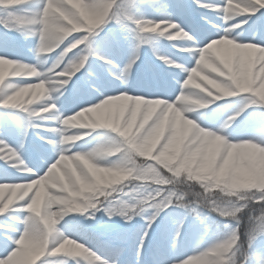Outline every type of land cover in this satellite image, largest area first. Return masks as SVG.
<instances>
[{
    "label": "snow or ice",
    "instance_id": "1",
    "mask_svg": "<svg viewBox=\"0 0 264 264\" xmlns=\"http://www.w3.org/2000/svg\"><path fill=\"white\" fill-rule=\"evenodd\" d=\"M33 2L34 0H24L22 3L7 4V6H5L3 2H0V9H10L12 6H21ZM235 2L236 0H233V3ZM262 2H264V0H262ZM49 3L50 0H40V6L31 13L32 18H46L49 14L47 11ZM192 3L198 8L217 12L218 15H221L224 25L223 27L214 26L217 28V31L204 38L203 43L205 46L192 52L194 67L190 70L181 65L175 64L170 60H164V63L167 66L177 68L180 72L185 74L186 78L182 81H180L179 77L176 78L177 83L182 84L181 94L190 90L185 83L186 81L188 84H192L194 82V77L207 75L201 71L202 57H212L215 61L214 67L223 69L224 64L228 62V56L223 51L226 43L234 46L252 45L254 47L264 49V46H259L264 44V24L252 29V38L255 40L254 43L236 42L234 29H241V24H232L234 17H240L245 14L251 15L254 14L257 9H264V7H261L260 4L249 3L248 0H240V6L249 8V11L242 15L230 16L226 15V13L230 11L229 0H224V3L221 5H209L202 3V0H192ZM80 4L81 7L88 12L101 13L100 25L98 27L95 29H87L85 31L77 32L68 39L64 40L63 43H60L55 51L46 55L48 61L46 70L38 72V75L31 76L37 78L36 80L10 86L9 91L7 92L3 90V86L8 80L6 81L4 78L3 82L0 83V109L19 110L18 112L5 111L3 114H0V128L15 132V134L20 138L18 151L21 153L26 147L25 141L28 132L38 127H42V121L51 117L55 120L57 125L60 126V121L64 118L62 119L61 115L57 113L56 102L59 101L61 97L65 96L70 88L74 92V106L81 107V110L75 114L81 113L82 110H87L93 114H99L101 116L111 115L112 113L129 115L130 110L135 111L136 120L131 123V125H129L128 121L125 119H121L120 121L124 128L130 127L132 129V132L134 133L132 138L148 129H151L155 121H163L165 119L164 114L149 113L142 110L140 101L128 99L129 94H127L126 89L120 94L110 95L103 92V89L93 85V80L96 79V77H94L90 71V66L93 62L92 58L95 57V60L100 61L102 57L96 54V51L92 46L93 40L91 38L96 34L95 30L100 29L101 25H104L106 22H114L119 26V28L114 30L111 35L105 36L102 41V43H104L107 47H110L113 44L118 45L121 40L131 39L135 41V49L138 51L142 45H151L153 40L158 37H164L170 41L176 40L177 38H175V35H173V33L169 30L172 29L178 32L180 29L177 24L171 22V12L173 9H180L183 7L181 0H153L151 5L138 3V0H80ZM145 6L157 9L165 17V19L148 21L138 18L135 15V11ZM51 7L57 10L56 13H53V15H55L61 22H64V16L73 18L79 17L80 15L79 9L73 8L69 0H51ZM32 18H25L24 15H12L10 13L9 19L6 20L4 18H0V27H4L6 33L7 31H19L21 35L38 38V45L36 49L38 66H44L45 60L42 58V54L45 52V48L42 43L44 40V32L39 30L38 25L37 31H31L30 29L25 28V24ZM261 19L264 20V13L261 14ZM9 20L14 21L15 23H10ZM172 24H175L177 27L170 28V25ZM166 29L167 31H165ZM44 31H47V29L45 28ZM257 32H260L259 39H256ZM125 33L128 35H125ZM214 50L215 54H213ZM153 54L155 55V52ZM160 58L161 57L157 56V59ZM136 59H138V56L133 55L116 79L123 80L126 83L129 70L132 68ZM0 60L5 62H16L7 58L6 54L4 56H0ZM238 61L239 56H237L233 62L234 68H239ZM20 64L23 65L22 63ZM103 64L106 67L110 66L111 61L103 60ZM257 66V72H254V74L260 72V69L264 67V62L258 61L255 68H257ZM66 69L70 70L66 71ZM82 69L83 71H81ZM77 73H80V75L76 76ZM73 76H76L75 80L72 79ZM215 78L222 80L223 76H216ZM41 81L45 82V87L50 88L53 93H56L55 97L48 100L46 104H33L32 98H29L26 102L25 100L13 101L10 99V97L15 96L22 87L28 85H39ZM70 81L72 82L71 85L69 84ZM261 84H264V77L256 79L254 75V82L248 86L250 90L234 89L233 94L221 96L218 99H212L211 101L220 100L224 97H233L239 94H249V97L258 98L257 90L260 89ZM196 89H199V85ZM101 93H103V96L106 98H102ZM200 94L202 95L203 92H200ZM97 99H99V102H96ZM258 100L260 103L264 104V100L259 98ZM256 102V100L250 99V103L243 105L236 115H239L245 110V108L249 107L250 104H255ZM85 103L90 104L91 106L84 107ZM28 105L36 107H29ZM52 105H54V108L51 111H45ZM235 119V115L231 116L228 121H225L223 125L217 129V131L223 132L224 129L227 128ZM149 121H151V123H149ZM146 125L147 127H145ZM55 129L57 128H49L47 131L55 136L57 134ZM97 129L109 128L97 127ZM88 130L93 129L88 128ZM120 130L111 131L119 136ZM68 134L82 136L80 134H73L72 132H69ZM168 140V135H164L162 143L161 139L156 142L154 150H159L157 157H159L168 147ZM45 143L50 147L52 153L57 158L46 168L44 174L40 175L39 173L42 168H37L36 171L33 172L22 161L21 156L17 154L16 150H13V148L9 147L7 143L0 140V161L4 162V167L0 168V186H5L6 189L3 196L0 197V215H4L10 207H13L15 210L22 213L28 214L16 218L17 225L22 227L8 229L7 231L12 232L13 235H5L3 240H0V264H11L13 254L17 250L16 241H18L21 234L25 232L26 226L32 219L28 211L30 205L37 199L42 191L46 190L45 185L49 181H56V184L53 185L54 189L60 186L63 183L60 180L61 176H66V179L77 188H79L80 185H83L82 190L79 193H73V196L78 194L83 195L85 192L93 194L91 196V204H89L88 209L83 213H87L84 217V220L86 221H93L97 212H103V215L108 217L109 220H111L114 216H119L124 221H131L134 217H142L147 214L149 217L147 220V228H151L153 226V222L157 221V217L160 216L161 213H164V217H180L174 224V231L176 235L173 237L171 243V247L173 249L176 247V238L181 235V229L186 227L184 219L188 217H195L199 220V210L203 209L201 204L210 199V197L207 196L203 190L200 192L180 191L177 188V182L175 180H171L170 182L165 180L164 177L169 176V171L161 169L160 162H149L152 163V167L153 170L156 171V175L161 177V179L157 180L155 183L144 179L129 180L127 177L113 180L111 183H102L99 174H94L90 170L87 163V161L92 159L93 153L82 154L84 156V160L82 161L72 154V145L74 143H63L60 138H48ZM118 143L123 144L124 141L122 140ZM240 143L241 142L225 144L224 141L219 140L217 137L215 143L212 145H200L196 149H193L192 154H189L185 147L182 146L180 152L176 155L175 160L179 163V165H187L193 161L195 163L202 157L207 156L211 161L212 167L218 170L220 167H224L225 163L231 159L232 149L235 145ZM158 144L160 145L159 147H157ZM254 144L259 145L258 143ZM65 157H69L71 159L65 161ZM66 163L72 164L70 174L69 170L65 168ZM164 168H168V164H164ZM9 169H12L16 173L30 174L16 177L9 171ZM118 185H123L124 187L117 189L116 186ZM12 186H15L17 189L22 188L23 191H10L9 189ZM128 189H131V191ZM114 192L118 193L116 197H113L112 195ZM119 193H122L123 197H127L129 201H132L131 205L129 203H117V201L121 199ZM110 197H112V199H109ZM259 208H264V200L256 198L249 203L248 207H246L243 212H240L238 215L242 217L245 213H248L249 209ZM177 210L180 211L177 212ZM254 218L255 215H253V219L249 220L247 225H244L243 223L238 224L233 220H226L227 223L225 224V228L229 229L226 237H230L235 240L237 248L242 245V237L249 240V249L254 247V242L258 238H264V235H260L254 240L251 239L254 235L251 231V229L255 226ZM73 222L80 228V232L77 233V239L90 242V238L95 235L92 232V229L96 225L93 223H84L83 221H65V224L67 225ZM241 229H243V231H241ZM145 235H147V229L145 230ZM9 237L11 239H9ZM64 239L72 241V244L67 252H64L63 255L49 254L52 253V249L56 247V244H53L47 250L45 255L38 261V264H67L66 259H52V257L58 256L74 258V264H82V262H86V264H109L107 260L101 259L87 247L82 246L81 243L74 242L73 239L62 235L60 237V241ZM57 243H59V241ZM221 243L222 242H218L208 250L201 252L199 256H193V258L189 259H184L183 257L169 258L166 253L161 252L155 257L154 264H179L180 261H182L183 264H202L203 258L216 247H219ZM143 246L144 238L142 237L138 247L142 249ZM113 251L118 253L120 250L113 249ZM81 254H83L82 259H75L77 257H81ZM259 264H264V259L260 260Z\"/></svg>",
    "mask_w": 264,
    "mask_h": 264
},
{
    "label": "clouds",
    "instance_id": "2",
    "mask_svg": "<svg viewBox=\"0 0 264 264\" xmlns=\"http://www.w3.org/2000/svg\"><path fill=\"white\" fill-rule=\"evenodd\" d=\"M5 6L11 3V0H0ZM24 0H20V3ZM73 8L79 9V17L68 18L64 16V22L57 19L53 13L56 9L51 7V0L46 18H32L25 24L26 29L44 32L42 41L45 48L43 55H48L55 51L60 43L68 39L73 34L95 29L100 25L101 13L88 12L81 7L80 0H69ZM249 3L260 4L264 7L262 0H248ZM230 11L226 15H242L249 11L247 7L240 6V0H229ZM63 15V14H61ZM177 27L175 24L170 28ZM47 31H44V29ZM167 31V29L165 30ZM183 37L192 39L182 30L175 34V38ZM226 43L224 45L227 46ZM240 56L255 62H264V49L252 45L237 46ZM70 50V49H69ZM215 61L212 57L201 58V71L207 75L194 77V82L186 85L190 89L186 93L177 96L175 102H166L163 99L149 100L143 97L128 95L129 100L140 101L142 110L149 113L164 114L163 121H155L153 127L136 135L134 138L128 136V128L120 123L121 119L128 121L129 125L135 122L136 112L130 110L129 115L112 113L111 115L101 116L93 114L87 110L74 114L71 117L64 118L60 121V128L55 131L60 135V140L66 144H73L82 136L69 135L70 130H82L97 127H106L112 131H119V137L124 141L118 143L106 151L90 150L93 153L92 159L87 161L90 170L94 174H99L102 183H111L113 180L127 177L129 180L144 179L152 183L161 179L153 170L152 163H159L156 159L158 149H155L156 142L164 137L167 129L168 156L175 158L180 152L182 146L185 147L189 154L193 153L200 145H212L217 140L225 141L223 136L214 134L208 130L198 127L193 119L187 118L188 114L195 109H204L210 103L209 98L218 99L221 96L231 95L234 89H246L249 86L248 79L240 75V69L234 68L228 62L224 64L223 69L214 67ZM11 70L13 75L31 77L38 75V71L29 65H21L19 62H5L0 60V83L3 82L6 73ZM70 69H66L69 71ZM264 71V67L260 69ZM216 76H223V79H216ZM199 85V91H193ZM203 92V95L200 94ZM49 88L45 87V82L41 81L39 85H28L22 87L15 96L10 97L13 101L25 100L31 97L33 100L39 97L49 99ZM257 97L264 100V88H260ZM54 105L45 111H51ZM119 153V159L112 166H100L106 157L115 156ZM80 160H84L82 154H74ZM65 161L71 158L65 157ZM95 161V162H93ZM152 162V163H149ZM179 163H168V168L160 164V168L169 171V176L165 180H175L177 188L184 192H200L203 190L210 197L206 202L201 204L203 209L209 213H215L225 220H233L236 223H244V216H239L249 203L259 198L264 200V147L252 142H241L234 146L231 152V159L225 163L224 167L218 170L212 167L211 161L207 156L197 160L190 169L177 174ZM65 168L72 169L71 163H66ZM63 182L53 191V185L56 181H49L45 187L48 191H42L36 200L30 205L29 215L32 217L30 223L26 226L25 232L21 234L17 244V250L13 254L11 264H37L47 252V250L56 244L52 253L60 254L69 250L72 241L64 239L60 241L63 235L57 230V224L60 220L72 213L83 214L91 204L92 193H79L83 185L77 188L66 176H61ZM5 186H0V192H5ZM10 191L20 192L22 188L17 189L12 186ZM255 213V226L251 229L254 235L252 240L260 235H264V208L249 209L247 213V224L253 219ZM226 227V225H225ZM9 239H11L9 237ZM59 241V243H57ZM245 243L249 244V240ZM242 245L237 248L236 241L226 237L219 247L209 252L202 260V264H245L248 257L241 251ZM239 254V255H238ZM242 257V258H241Z\"/></svg>",
    "mask_w": 264,
    "mask_h": 264
},
{
    "label": "rangeland",
    "instance_id": "3",
    "mask_svg": "<svg viewBox=\"0 0 264 264\" xmlns=\"http://www.w3.org/2000/svg\"><path fill=\"white\" fill-rule=\"evenodd\" d=\"M40 0H34L33 3L30 4H25V5H21V6H12L10 9H0V18H4V19H9V14L11 13L12 15H24L25 18H32V11H34L35 9H37ZM182 3H184V9L189 10V7L192 8L191 2H189L188 0H181ZM20 3V0H16L14 2L11 1L10 4H18ZM138 3H143V4H149V3H153V0H138ZM199 10V9H198ZM137 11V10H136ZM135 11V13H136ZM186 12L184 11V14ZM211 15L217 16V17H221V15H218L217 13H212L210 12ZM151 16V15H150ZM192 16V14H191ZM146 18V17H145ZM148 19V18H147ZM148 20H157V19H148ZM208 20V19H207ZM10 23H15L14 21H10ZM208 25L207 30L212 31H216L217 29H215L213 26H215V24L213 22H211L210 20L207 21ZM216 26H220L219 24H216ZM119 28L118 25H116L114 22H106L104 25H101L100 29L95 30L96 34L91 38L93 40V48L96 51V54L98 56H101L102 59L100 61L95 60V57H93V62L91 64V66L94 68L92 69V71L94 70L96 71H103V70H107L112 72L113 68L115 69V66L110 65V66H104L103 64V60H110L112 63V59H114L115 61V57L118 55H129V60L132 58L133 55L138 56V59H136L135 63L132 65V68H136L137 64H139V62L141 60H145L147 62V64H145V66L142 68V70H144V72H147V76L149 75H156L154 72L158 70L162 71V72H180L179 69L177 68H170L166 65H163L161 62L156 60V55H154L153 53L155 51H153L154 49L156 50L157 47H163L164 46V40L161 37H158L156 39L153 40V42L151 43V45H142L139 50L137 51L135 49V41L128 39V40H121V42L116 45V48H114V44L112 46H110V50H108V54L105 50V45L104 43H102L103 39L105 36L111 35V33L114 30H117ZM6 32V31H5ZM16 32V41H18V43L16 45H13L14 43L11 42L10 40H7L5 38H3V36L0 34V49H9V47L14 46V48H21L20 50H23L24 54L29 55V54H34L36 56V49H37V45H38V38L35 37H29V36H24L21 35V33L19 31H15ZM125 35H128L127 33H125ZM237 42V41H236ZM241 43V42H240ZM172 46L177 47L174 44H171ZM180 47V46H179ZM178 47V48H179ZM181 48V47H180ZM191 48L193 50H197L199 47L191 45L189 48L187 49H183L186 57L188 59H190L191 61H193V57H192V53H191ZM118 51V53H116ZM215 53V50H214ZM240 55V54H239ZM231 56V55H230ZM126 57V59L128 58ZM244 57L240 56V59H242ZM10 59V58H9ZM246 59V58H244ZM113 61V62H114ZM181 64L182 62L179 61ZM30 63V62H29ZM29 63H27L26 65H29ZM175 64H179L175 61ZM179 64V65H181ZM30 66V65H29ZM182 66V65H181ZM184 68H186L185 66H183ZM138 68V67H137ZM247 64L244 63H239V69H240V74L247 77L249 76V70L247 71ZM110 69V70H109ZM258 69V67H257ZM256 69V70H257ZM83 71V69L81 70ZM91 71V70H90ZM91 71V73H92ZM135 72V71H134ZM138 72V71H137ZM9 73V74H8ZM136 73V72H135ZM93 74V73H92ZM80 73H77L76 76H79ZM6 83H17L19 81H21V83H27L30 81H33L34 79H26V80H19L17 79V76H14L12 74L11 71H8L6 73ZM76 76H73V80L76 79ZM93 76L95 77V75L93 74ZM168 77L169 73H168ZM186 78V76H184ZM261 77H264V71L262 72V74H258L256 79H259ZM95 80V79H94ZM153 82L155 81V79H152ZM151 80V81H152ZM96 81H98L96 79ZM101 82V81H100ZM71 81L69 82V84L71 85ZM93 85L96 87H99L102 84H97L96 82L93 81ZM138 86H136L137 88H141L143 87L142 84L137 83ZM151 85V84H150ZM260 88H264V84H261ZM260 90V89H259ZM259 90H257L259 92ZM69 94V99L70 101L74 100V92L72 91V89L70 88L68 91ZM250 99L251 100H256L257 106H255V104H250L249 107L245 108V110L243 112H241L239 115H236L238 109H240L243 105H245L246 103H250ZM46 104V103H44ZM86 105H88L87 103H85ZM259 102L258 98L256 97H249V94H239L237 96H235V98H228V99H222L220 102H216V101H212V103L210 102L209 105L211 107H209V112H207V115H205V113H203V116H207L208 118H212L215 119V123L210 125L208 123L206 124H202L200 125L198 122H196V124L198 125V127L203 128L205 130H208L214 134L217 135H221L224 137L225 141L228 143H238V142H254V143H258L260 146H264V115H261V113L259 112V107L258 106H263L264 104H262ZM40 105V104H39ZM43 105V104H42ZM70 103H68L65 107H58V109L61 111H57L58 114L61 115V118H67L71 115H74L76 112H78V110L75 112L76 106H73L72 109L69 111V109L71 108ZM85 105V106H86ZM227 105H230V107L232 108V110H228L226 111V113H224L223 115L220 114L221 111L223 109H225V107ZM70 107V108H69ZM77 108H81V107H77ZM57 110V109H56ZM199 109H195L194 111H198ZM5 111H12V112H18L19 110H15V109H0V114H3ZM80 111V110H79ZM23 115V114H21ZM236 116V119L234 121H232L229 126L227 128H225V132H219L217 131V129L219 127H221V125H223V123L225 121H228L229 118L231 116ZM188 118V117H187ZM48 123L47 124H43L42 127L39 128H43V127H55V124H57L55 122V120L51 117L47 118ZM149 123H151V121H149ZM59 126V125H58ZM147 127V125L145 126ZM60 128V126H59ZM0 131L3 133V135H10V137H13L14 139H16L17 141H20V138L15 134V132L9 131L7 129H3L0 128ZM80 135H84V136H88L89 133L91 134L92 132H90V130L88 129H82V130H76ZM96 131V130H95ZM95 136L92 138L91 141L87 142L83 151L80 152V154H86L89 153L90 150H99V151H106L110 148H112L113 146H115V143L117 144V142L122 141V138H120L118 136V134L113 133L110 129H102V130H97L96 132L92 133ZM128 136L132 137L134 135V133L132 132V129H128L127 132ZM30 135L32 136V138H35L38 142L40 140H43L42 135L38 132V131H32L30 130ZM53 135V134H52ZM164 135H167V129L165 130ZM46 141V140H45ZM44 141V144L47 145ZM163 142V136L161 137V143ZM160 145L158 144L157 147H159ZM43 149H48L51 150L50 147L44 146L42 147ZM168 156V150L166 148V150L161 153V155L159 157H157L156 159L161 162L164 160V158ZM119 158V153H117L115 156H110V157H106L104 159V161L101 162L100 166H112ZM22 161L24 163H26V159L21 158ZM175 159V158H173ZM95 162V161H93ZM1 166L4 167V162H0ZM10 172H12V174L16 177H19L22 175V173H16L14 172L12 169H9ZM117 189H121L124 186L123 185H118L116 186ZM47 190V189H46ZM129 191H131V189H128ZM113 197H116L118 195L117 192H114ZM119 195L121 196V199H119L117 201V203H129L131 205L132 201H129L127 197H123L122 193H119ZM140 198V197H137ZM109 199H112V197H110ZM168 211V210H165ZM180 210H177V212H179ZM28 215L27 213H22L18 210H15L13 207H10L7 212L4 215H0V238L4 237L6 234L1 233L2 229L5 227L6 229H13V228H17V227H22L19 225L15 226V219L19 216H25ZM87 215V213L85 214H81L77 215L76 213H72L67 215L66 217H64L62 219V221H60V223L57 225V230L60 231L63 235L66 232L64 230V226L65 221H83L84 223H93L96 226L93 229H96V231H98L99 236L102 240V244L100 245H95L92 242L89 241H85L83 240L87 245H89L90 247H92L93 249L97 250L99 253H105L107 246H105L104 243V235H107L109 237L108 242L111 243L112 245L110 246L111 248H116V249H120L122 250L123 254L128 255V257H126V259L124 260V258L122 260H120L119 262H117L116 258H119L118 255H116V257H114L113 261H116L117 263L115 264H149V262L152 260L147 257L148 254H146V251L142 252L141 255L138 256V254H136V249L140 243V240L142 237H145V242L149 241L150 243L152 242V240H156V242H159L161 239H163V237H168L170 240L173 239V237H175V231H174V224L175 221L178 220L180 217L176 216V217H164V213H161L160 216L157 217V221L153 222V226L151 228H147V220H148V215L145 214L142 217H134L131 221H124L122 220L119 216H114L111 220L108 219V217L103 215V212H97L95 215V219L93 221H86L84 220V217ZM77 218V220H76ZM215 220L216 217L215 216H208L207 220ZM227 222L223 221L222 222V226H215L213 232H204V230L200 227V225L198 224L197 221H192L189 224H185L186 227L181 229V235L179 237H177L176 239H181L183 241H189V242H195L200 246V251H206L208 250L210 247L214 246L216 243L218 242H223L227 236V233L229 231L228 228H225V224ZM70 227V230L77 235L78 232H80V228L76 223H69L67 224ZM147 229V235H145V230ZM139 237L140 239L138 240H133V236ZM152 239V240H151ZM246 240L243 239L242 241V248L241 251L247 248V243H245ZM170 243V242H169ZM183 244H179V246L181 247ZM153 246V245H151ZM144 248V246H143ZM148 248H144V250H147ZM252 252L253 254L250 253V257L247 259V264H259L260 260L264 259V238H258L255 242H254V247L252 248ZM108 253V252H107ZM97 255V253H95ZM147 255V256H146ZM239 255V254H238ZM99 257V255H97ZM252 256V257H251ZM242 258V257H241ZM52 259H66L67 260V264H74V260L68 259V258H63V257H52ZM38 264V262H37Z\"/></svg>",
    "mask_w": 264,
    "mask_h": 264
},
{
    "label": "bare ground",
    "instance_id": "4",
    "mask_svg": "<svg viewBox=\"0 0 264 264\" xmlns=\"http://www.w3.org/2000/svg\"><path fill=\"white\" fill-rule=\"evenodd\" d=\"M11 1L14 2L16 0H11ZM188 1L191 2L192 8L189 7V10H187V9L185 10L184 7L180 8V9H173L171 12V22L177 24L178 28L180 30H182L188 36L192 37V40H188V39H185L183 37H178L176 40L170 41L164 37H161L164 40V43H165L164 46L163 47H161V46L157 47L156 50L154 49L153 51H155L156 60L161 62L163 65H166L164 63V60H170V61L175 63V60H177V59L179 60L182 57H186V55H184L185 52L183 49L189 48L191 45H193V43H194V46L199 47V48H202L203 46H205L203 43L204 38L208 35L214 34L217 31V30L212 31V32L208 33L207 35H204L202 29H204V30L206 29V26L208 25V23H207L208 20L213 21L215 26H216V24H219L221 27H223V25H224V22L222 21L221 17H217V16L210 14V12H212V13H217V12L207 10V9L198 8L192 3V0H188ZM202 3H206L209 5H221L224 3V0H202ZM151 4L152 3H149L147 5H151ZM182 4L184 6V3H182ZM37 5L39 7L40 2H39V4L37 3ZM184 11L186 12L185 14H184ZM262 13H264V9H257L254 14H251V15L245 14V15H242L240 17H234L233 18V22H232L233 25H235L236 23L241 24V29H234V34L236 36L237 42H241V43H254L255 42V40L252 38V35H253L252 29L259 27L261 24H264V20L261 19ZM191 14H192V16H191ZM135 15L138 18L143 19V20L165 19V17L157 9L150 7V6L142 7L141 9L136 11ZM148 21H151V20H148ZM215 29H217V28L215 27ZM169 31H171L173 33V35L176 34V30L170 29ZM259 37H260V32H257L256 33V39H259ZM171 44H174L177 47L172 46ZM113 46L115 49H117L115 44ZM259 46H264V44H261ZM104 48L108 54V52H109L108 50H110V47L105 46ZM190 51L192 53L195 50H193L191 48ZM223 51L227 54L228 63L230 65H233V62L237 56H239L238 63H242V64L246 63L247 64V66H248L247 71L249 70L250 74L246 78L249 81V85L254 82V75L256 78L258 74H262L263 71H261V70H260V72L254 74V72H257V70H256L257 68H255V66H256V63H258V61L252 62L248 59H244V58L240 59V55H239V51H238L237 46H234L232 44H228L227 46L224 47ZM116 53H118V51ZM5 54L7 55V58H10L13 61L25 64V65L30 62L29 65L32 67H35L38 72L46 70V66L48 64L47 57L43 54H42V58L45 60L44 66H38L37 56H33L32 54H29V56H28V55L24 54L23 50H15V51L0 50V56H4ZM213 54H215V53H213ZM128 56L129 55H124V54L120 56L117 54V56L115 57V61H114V59H112L111 65L115 66V69L113 68L112 72L107 71V70L95 72L94 70L92 71V69H94V68L92 66H90V70L95 75L96 79L98 80V83L102 80L103 84H102L101 88L103 89V92L112 95L114 90H118V93L119 92L121 93L123 90L126 89L127 94L132 95V96H140V97H143L146 99H163L166 102H175L176 101L177 96H179L181 94V87H182V84L177 83V80H176L177 77L176 76H174L175 82L171 86V89H169V91L163 90L161 88L158 89V86H153V87L148 88V89L146 88L144 90L137 91L138 88H136V86H135V80H141V83L144 84V82H145L144 79L147 78V77L144 78V70H142V68L145 66V64H147V62L145 60H141L139 62V64L136 65L138 68L136 67V68H133L132 70L131 69L129 70V73H128L127 78H126V83L123 80L116 79V77L123 71V68L128 64V62H129ZM157 56H159L161 58L157 59ZM126 57H128V58L126 59ZM167 67H169V66H167ZM192 67H194V60L192 62H190V61L188 62V60H187V69L190 70ZM137 69L140 73H142V76H138V78L135 77V73H134V71H137ZM9 71H11V70H9ZM179 73H180L179 79L180 80L185 79V77H184L185 74L182 72H179ZM6 77L7 76H5V79H6ZM17 79H19V80H26V79L36 80L37 78L27 77V76H17ZM96 79L93 81L96 82ZM197 80H199V77H197ZM17 84H22V83H21V81H19L17 83H6L3 86V90L5 92H7V91H9L10 86H15ZM193 90L198 91L199 89H193ZM242 90H250V89H249V87H247L246 89H242ZM67 93L65 94V96L61 97L59 101L56 102V105L63 106V107H65L67 105V100H66L67 99ZM48 95H49V99H42L41 100L40 98H37V99L33 100V104L38 103V105L39 104L42 105L44 103H47L48 100H51L55 97L56 93H53L51 91V89L49 88ZM102 95H103V93H102ZM29 98H31V97H26L25 102ZM228 98L233 99V98H235V96L224 97L222 99H228ZM222 99L216 100V102H220ZM209 100L212 103L210 98H209ZM28 106L31 107L33 105H28ZM33 107H36V106H33ZM209 107H211V106L208 104V107H206L204 109H199L198 111H193L192 113L188 114V118L193 119L194 121L198 122L200 125L206 124V123H208L210 125L214 124L215 119H212V118L207 119V116H205V117L203 116V113H205V115H207V112H209V110H210ZM228 110H232L230 105H227L225 107V109H223L221 111L220 114L223 115ZM238 111H239V109H238ZM197 118H199V119H197ZM46 123H48L47 119L41 122V124H46ZM55 127L57 129H59V126L57 124H55ZM36 130L42 131L41 133L46 132L44 134V135H46L44 137L45 139H47V138L59 139L60 138V135L58 133L55 136H53L52 133L47 131V129H41L39 127L36 129H33V131H36ZM95 130L100 131L102 129H95ZM95 130H90V132L94 133V132H96ZM70 132H72L73 134H79L76 130H70ZM223 132H225V131H223ZM92 133L89 134L88 136L82 135L83 138L79 141H76L72 145V154L73 155L74 154H80V152L83 151L86 143L91 141L92 138L95 136ZM0 140L7 143L9 147L13 148V150H16L17 154L20 155L21 158L27 159L25 164L33 172H35L37 168H42L41 172L39 173L40 175H43L44 171H46V168L48 166H50L51 163L57 158L52 153L51 150H49L48 152H46V151L42 152V150L39 149V146L36 144V142L34 140H29L26 142V147L24 148L22 153L20 151H18L19 141H17L13 137H10V135H8V134L3 135V133L0 131ZM28 152L32 156L31 159H29L27 157L26 153H28ZM0 162H3V161H0ZM0 168H3L1 166V164H0ZM29 174L30 173H22V175H29ZM45 191H48V190H45ZM53 191H55V189H53ZM2 196H3V193L0 192V197H2ZM60 221H62V220H60ZM60 221L58 222V224L60 223ZM15 223H16V221H15ZM16 225H17V223L15 224V226ZM7 230L8 229H6L4 227L1 231V233L9 235V236L13 235L12 232H9ZM64 230L66 231L64 233V235L67 238L73 239L74 242L81 243L82 246L87 247L90 251L97 253V255H99V252L97 250H95L92 247H90L89 245H87L83 240L77 239V235L74 234L70 230V227L68 225L64 226ZM104 237H105L104 243L107 244L109 237L107 235H104ZM3 238L4 237L0 238V240H3ZM143 238H144V248L145 247L148 248L146 250L147 251L146 254H148V257L153 259V260L161 252L166 253L169 256V258L183 257L184 259L193 258V256H199L201 253L200 246L197 243L192 242V241L187 242V241L182 240V242H181V239H176V247H175V249H173L171 247L172 240H170L168 237H163V239H161L159 242H156V240L151 239L152 240L151 243L149 241L145 242V237H143ZM138 239H140V238L137 237V235L133 236V240L136 241ZM179 244H183V245L180 247ZM151 245H153V246H151ZM144 248H142V249L137 248V253L143 252ZM58 255H63V253H60ZM58 257H62V256H58ZM82 257H83V254H81V257H77L75 259H82ZM65 258L74 260V258H70V257H65ZM152 262H154V261H152ZM82 264H86V262H82ZM179 264H183V262L180 261Z\"/></svg>",
    "mask_w": 264,
    "mask_h": 264
},
{
    "label": "trees",
    "instance_id": "5",
    "mask_svg": "<svg viewBox=\"0 0 264 264\" xmlns=\"http://www.w3.org/2000/svg\"><path fill=\"white\" fill-rule=\"evenodd\" d=\"M259 108H260L261 114H264V107H259ZM170 162H175V159L170 158L169 156H166L164 158V160L161 161L160 163L164 165V164H168ZM193 164H194V161L192 163L187 164V165H179L178 168H177V174L179 175L182 171L190 169ZM253 215H255V213ZM188 218H187V220L191 219V217H188ZM243 224L247 225V213L244 214V223ZM208 228H209L210 231L212 230L211 227H208ZM241 231H243V229H241ZM243 239L246 240V238L242 237V241H243ZM246 250L250 252V250H248V244H247Z\"/></svg>",
    "mask_w": 264,
    "mask_h": 264
}]
</instances>
